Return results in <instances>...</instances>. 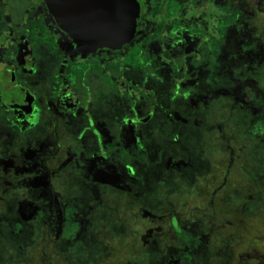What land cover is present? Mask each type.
<instances>
[{"label":"flooded vegetation","instance_id":"af4514ba","mask_svg":"<svg viewBox=\"0 0 264 264\" xmlns=\"http://www.w3.org/2000/svg\"><path fill=\"white\" fill-rule=\"evenodd\" d=\"M135 1L129 42L92 50L111 34L112 0H0L1 264L41 244L76 253L94 238L105 258L101 239L129 229L146 264L219 257L209 227L173 196L202 188L209 198L197 203L227 222L215 197L239 157L213 114L234 113L264 148V0ZM220 140L224 172L208 165ZM120 197L127 226L114 216Z\"/></svg>","mask_w":264,"mask_h":264},{"label":"rangeland","instance_id":"374dc122","mask_svg":"<svg viewBox=\"0 0 264 264\" xmlns=\"http://www.w3.org/2000/svg\"><path fill=\"white\" fill-rule=\"evenodd\" d=\"M234 119H238V116L234 113H232V117H225L222 114L217 116L216 113L211 116L212 123L222 122L224 124V133L231 138L230 144L239 157L231 168L229 186L221 189L215 197L219 207L228 208L227 222L222 225L220 221L221 213L209 210L206 205L197 203L196 199L207 201L209 198L202 188L189 189V193L182 189L177 191L176 196L173 197L182 201V204H176L175 202V206H180L183 210L186 209L185 212H189L190 216L194 215L201 220L203 228L209 227L215 241L214 245L219 248L220 252L219 257L212 264H225L228 256H231L233 261H237L238 255L242 256L240 259L242 264H264V148L254 143L250 137H247L244 134L243 125L233 122ZM222 144L223 142L220 140L218 142L219 153L216 157L211 158L216 165L208 162L211 168L217 167L220 172H224L225 166L224 151L220 149ZM203 146L206 149L207 138H205ZM62 169L63 171L60 172L59 177L60 181L65 184L68 183V188L63 191L71 198L76 193L77 188L71 184L67 172L64 171V168ZM175 185H179V182L177 181ZM231 187L236 188L239 194L244 193L246 190L250 191V195L247 198L242 196L235 198L230 192ZM12 193H14V189ZM118 202L120 203L115 205L116 212L114 216L124 226H127L130 220L128 217L130 213L126 210L127 206L125 205L127 202L124 201L123 197H120ZM151 203L144 202L143 207L150 206ZM238 207L246 211L244 216L235 214L234 209ZM197 210L198 212H196ZM135 213L137 218L141 215L140 210L135 211ZM222 220L224 221V219ZM171 221L173 222V218H171ZM174 223L176 222L174 221ZM101 242L110 249L105 258L101 255L99 248L96 247L97 239L94 238L92 242L89 239L86 244L79 247L80 249L76 253L75 250L68 249L63 254L57 255L49 243H47L49 246L41 244L38 250L33 249L32 246L27 247L25 254L23 253L20 258L22 261L17 264H105V260L109 256L113 264L114 257L111 255L119 256L122 259V261H119L120 263H123V260H132L136 264H146L144 254L136 249L137 243H135L132 235V229H129L128 233H125L122 238L107 235L101 239ZM44 246L46 255L42 253ZM248 254L257 256L256 258H259L258 263L254 257L248 260L246 258ZM10 259L7 256V264H15L14 261L10 262ZM1 261L0 259V264ZM108 261L110 262V260Z\"/></svg>","mask_w":264,"mask_h":264},{"label":"water","instance_id":"95a60500","mask_svg":"<svg viewBox=\"0 0 264 264\" xmlns=\"http://www.w3.org/2000/svg\"><path fill=\"white\" fill-rule=\"evenodd\" d=\"M137 16L138 5L135 0H112L111 34L104 45H93L90 48L120 49L132 38Z\"/></svg>","mask_w":264,"mask_h":264}]
</instances>
